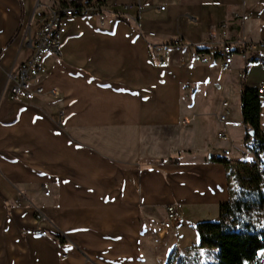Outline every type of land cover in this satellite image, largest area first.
I'll return each mask as SVG.
<instances>
[{"label": "crops", "instance_id": "1", "mask_svg": "<svg viewBox=\"0 0 264 264\" xmlns=\"http://www.w3.org/2000/svg\"><path fill=\"white\" fill-rule=\"evenodd\" d=\"M87 1L0 0V264H145V234L173 238L171 250L197 247L195 225L219 221L233 193L227 168L212 160L221 150L209 137L217 110L228 114L223 153L251 144L241 94L264 86V67L250 55L242 80L241 58L225 71L199 51L264 41V0H108L104 12L71 20L61 54L45 59L44 93L10 101L8 74L30 55L34 13ZM149 128L180 130L185 144L148 155ZM171 204L181 218L165 231ZM37 227L48 235L26 234Z\"/></svg>", "mask_w": 264, "mask_h": 264}, {"label": "trees", "instance_id": "2", "mask_svg": "<svg viewBox=\"0 0 264 264\" xmlns=\"http://www.w3.org/2000/svg\"><path fill=\"white\" fill-rule=\"evenodd\" d=\"M117 17L126 21L123 15L117 14ZM250 62L264 67V54H251ZM241 105L244 124L255 132L254 137H248V141L257 142L254 155L261 165L245 161L232 163L226 158L212 155L214 162L222 163L227 168L230 181L234 179L245 187L237 194L232 193L231 199L221 204L219 221L195 225L200 245L188 250L189 253L194 251L200 254L208 248L219 249L218 264H259V253L264 251V133L260 127L261 98L258 89L243 87ZM198 255L190 258L179 248L173 247L165 264H206Z\"/></svg>", "mask_w": 264, "mask_h": 264}, {"label": "built area", "instance_id": "3", "mask_svg": "<svg viewBox=\"0 0 264 264\" xmlns=\"http://www.w3.org/2000/svg\"><path fill=\"white\" fill-rule=\"evenodd\" d=\"M107 5L108 0H91L87 2H73L60 6L52 10L49 14L36 11L34 17L37 20V27L32 29L29 26L24 40V46L29 48L30 55L9 74L8 82L4 90V94L6 93L7 98L12 102H19L22 100L31 101L36 95L43 94L44 89L40 80L48 71L45 65V59L51 55L61 54L64 39L70 29L71 20L76 17H87L102 13L106 10ZM160 10L164 11L165 7L162 6ZM221 29L223 30V35L227 36L226 26L222 25ZM150 36L154 37L155 34L151 33ZM210 38L212 41L216 40L217 32L215 30H212L210 33ZM176 44L180 45L181 41L177 40ZM254 53H264V41H239L235 44L226 42L220 47L210 50L209 53L202 54L201 60L204 64H208L211 58L221 59L223 60V69L229 71L235 58L239 57L245 63L240 74L241 79L245 80L249 64L248 59L249 56ZM258 92L262 94L264 92V86L259 87ZM51 94L53 96H59L60 92L52 90ZM221 121H226L225 115L221 117ZM218 137L225 138L226 134L219 133ZM257 147V142L252 141L249 146L250 149L248 148L249 153L245 152L243 154L242 161L261 165L260 160L256 157L255 161L250 160L249 157L250 154H254V150L257 149ZM230 155L231 150L225 151V156ZM42 189L45 196H50L51 192L49 185H43ZM17 202L19 203L20 199H18ZM166 212V218L159 224L160 228L165 231L174 228L180 222L181 218L180 211L173 204L167 206ZM35 217L38 222H42L46 219L45 215L38 208H35ZM237 231H239V229H237ZM26 234L47 236L48 231L37 227L32 230H27Z\"/></svg>", "mask_w": 264, "mask_h": 264}, {"label": "rangeland", "instance_id": "4", "mask_svg": "<svg viewBox=\"0 0 264 264\" xmlns=\"http://www.w3.org/2000/svg\"><path fill=\"white\" fill-rule=\"evenodd\" d=\"M234 17L239 18L240 14H235ZM257 18H260V16H258ZM33 27L35 28V25H33ZM7 82H8V78H7ZM220 110L221 109L217 110L215 115L212 116L211 121H209L208 123V126H210L209 137L211 140L212 147L219 146L221 148V150H218V153L216 155L217 157H224L228 160L232 159V160L241 161L243 154L245 152L249 153L248 147L244 146V143H242V145L239 148L232 147L230 149L232 151V156L226 157L225 154L223 153L224 145L227 144V138L218 137V133H224L223 131H225V129H223L224 122L220 120L221 114H223ZM237 110H239V107H237ZM223 115L227 116L228 114L224 112ZM141 144H142L141 145L142 152L148 155L168 156L169 155L168 152L172 151L177 146L179 147L182 144H185V139L181 136L180 130L177 129L149 128V129H145L142 132ZM230 182H231L233 194L239 193L245 187L243 184L235 182L234 179ZM262 218L264 219V213L262 215ZM208 221H214V220H208ZM144 238H146L147 240L146 241L147 246L146 247L144 246V248L142 249L143 259L146 261L145 264H165L168 259L167 257L169 251L171 250L170 247L171 244L173 243V238L169 240V237L165 234L163 235V237H161L159 234L156 236H151V234H147V235L145 234ZM197 245H200V241L197 242ZM218 252L219 249L208 248L205 249L204 252L202 251L200 254L195 253L194 251H192L191 253H189L188 251H183L182 253L186 256H189L190 258H193L195 254L196 255L199 254L198 257H202L203 260L202 262H205L206 264L209 263L218 264V259H217ZM259 264H264V252L259 254Z\"/></svg>", "mask_w": 264, "mask_h": 264}, {"label": "water", "instance_id": "5", "mask_svg": "<svg viewBox=\"0 0 264 264\" xmlns=\"http://www.w3.org/2000/svg\"><path fill=\"white\" fill-rule=\"evenodd\" d=\"M254 135H255V132L254 131H251L250 133H249V136L252 138V137H254Z\"/></svg>", "mask_w": 264, "mask_h": 264}]
</instances>
